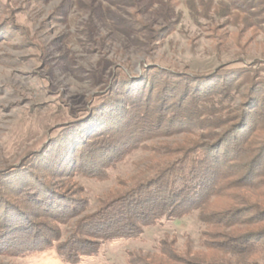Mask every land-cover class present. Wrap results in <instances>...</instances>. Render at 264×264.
Listing matches in <instances>:
<instances>
[{
    "label": "trees",
    "instance_id": "16d2710c",
    "mask_svg": "<svg viewBox=\"0 0 264 264\" xmlns=\"http://www.w3.org/2000/svg\"><path fill=\"white\" fill-rule=\"evenodd\" d=\"M225 3L264 24V0ZM109 87L53 134L47 148L25 157L22 171L3 173L0 254L54 250L66 264H78L108 242L139 238L146 228L197 212L206 228L200 244L222 256L182 260L162 242L168 261L264 264V63L199 76L150 68ZM180 134L187 137L180 144L152 147L144 179L74 222L63 237L88 201L65 194L53 177L104 179L147 142ZM130 263L152 264L132 257Z\"/></svg>",
    "mask_w": 264,
    "mask_h": 264
},
{
    "label": "rangeland",
    "instance_id": "374dc122",
    "mask_svg": "<svg viewBox=\"0 0 264 264\" xmlns=\"http://www.w3.org/2000/svg\"><path fill=\"white\" fill-rule=\"evenodd\" d=\"M226 7L225 0H0V180L8 179L3 173L11 168L22 171L25 157L47 148L53 134L123 75L155 68L199 76L264 63V24ZM186 138L147 142L104 179L53 177L65 194L88 201L63 237L74 222L145 178L153 146H175ZM205 229L196 212L146 228L139 238L108 242L78 264H131V257L177 264L161 253L162 242L182 260L222 256L200 244ZM0 264L66 263L46 250L25 257L0 254Z\"/></svg>",
    "mask_w": 264,
    "mask_h": 264
}]
</instances>
